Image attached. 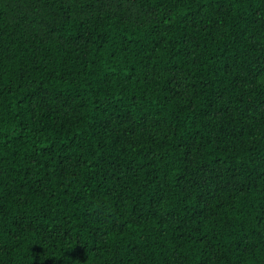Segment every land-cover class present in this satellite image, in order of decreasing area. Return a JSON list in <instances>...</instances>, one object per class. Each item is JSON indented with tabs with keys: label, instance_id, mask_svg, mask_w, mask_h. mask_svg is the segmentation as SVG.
I'll return each instance as SVG.
<instances>
[{
	"label": "trees",
	"instance_id": "trees-1",
	"mask_svg": "<svg viewBox=\"0 0 264 264\" xmlns=\"http://www.w3.org/2000/svg\"><path fill=\"white\" fill-rule=\"evenodd\" d=\"M0 264H264V0H0Z\"/></svg>",
	"mask_w": 264,
	"mask_h": 264
}]
</instances>
